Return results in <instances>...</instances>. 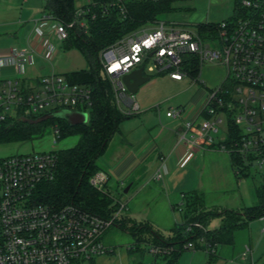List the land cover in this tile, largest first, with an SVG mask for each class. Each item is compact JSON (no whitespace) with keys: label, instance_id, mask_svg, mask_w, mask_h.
I'll return each mask as SVG.
<instances>
[{"label":"built area","instance_id":"1","mask_svg":"<svg viewBox=\"0 0 264 264\" xmlns=\"http://www.w3.org/2000/svg\"><path fill=\"white\" fill-rule=\"evenodd\" d=\"M22 3L27 0H19ZM155 1V0H151ZM240 13L217 24L206 43L192 30L173 23L158 20L142 27L100 53L103 73L111 84L117 106L124 103L125 115L138 111L133 96L126 97L123 76L144 67L152 60L157 73L167 74L174 81L188 77L183 56L190 55L198 62L199 74L193 83L204 85L200 69L204 64L218 63L226 70L224 81L209 90L206 102L195 120L185 123L179 141L191 149L203 144L216 146L227 155H238L243 164L264 168V0H239ZM91 0L79 6L71 23H61L43 14L34 21L27 37V49L12 48L7 57L0 58V129L22 119L35 120L58 110L79 111L88 114L91 105V89L71 84L62 75L51 73L41 76L36 83L23 81L25 64H31L35 55L51 58L55 47L43 42L47 32L54 33L63 43L74 27L86 30V17L90 13ZM122 13L125 8L119 5ZM95 17L92 16L93 20ZM53 29L45 31L47 22ZM39 47V52L37 50ZM188 62L185 64L188 67ZM12 68L17 77L3 78V69ZM143 70V71H144ZM119 107V106H118ZM120 108V107H119ZM181 111L171 110L168 118L180 116ZM227 122L223 135L221 125ZM238 129L231 144L228 125ZM55 141L60 129L53 127ZM220 137L218 140L216 138ZM54 152L13 156L0 159V264H94L96 258L112 254L101 243L108 228L123 217L126 204L113 199L116 213L109 219L101 218L73 204L53 206L36 202L34 195L43 183L52 182L56 172ZM156 180L161 178L157 172ZM90 186L108 194L109 176L99 171L89 179ZM201 231L197 238L205 254L214 255L216 245L205 239L206 229L199 223L189 225L185 232ZM194 248L193 242L185 245ZM153 256L162 255L160 247H149ZM240 260L257 264L250 246L246 245Z\"/></svg>","mask_w":264,"mask_h":264},{"label":"trees","instance_id":"2","mask_svg":"<svg viewBox=\"0 0 264 264\" xmlns=\"http://www.w3.org/2000/svg\"><path fill=\"white\" fill-rule=\"evenodd\" d=\"M191 0H91L90 13L86 17V30L74 27L69 30L68 39L62 43V50H77L88 68L62 75L71 84L84 85L91 89V105L88 110V122L85 125L70 127L66 122L50 120L38 124H26L22 121L0 129V142L26 141L39 133L42 124L57 123L61 135L77 136L78 142L74 147L54 152L56 155V172L52 182L43 183L36 191V202L53 206L73 204L101 218L109 219L117 211V206L111 196L93 189L89 179L99 171L98 159L103 155L113 136L119 131V126L125 117L114 98L110 82L105 77L100 63V53L126 35L145 26L153 25L163 16L177 10L176 4ZM125 8L122 13L119 5ZM76 0H45L44 15L53 20L67 24L71 23L76 14ZM234 15L240 13V1L234 0ZM95 18L92 20L91 17ZM228 18V19H230ZM215 23H200L191 27L202 37L214 33ZM189 28L188 26H184ZM186 61V60H185ZM190 63L188 67L186 63ZM184 64L188 68V77L196 79L199 74L198 62L190 58ZM238 129L231 123L228 125L229 146ZM229 160L236 180L247 178L248 166L238 155L230 154ZM255 205L242 209L241 213L231 211L213 212L205 208L204 195L197 191L183 193L182 205L173 207L182 213V224L171 228V235L163 236L155 231L148 223H139L130 218L122 217L116 226L129 233L137 243L128 247L129 252L144 247H160L162 255L153 256L160 264H178L180 254L186 250L185 245L193 242L200 246L197 238L201 231L185 232L189 225L201 224L205 229V239L213 245H232L234 234L248 227L255 219L264 218V175L261 184L254 188ZM220 219L216 230H208L206 226L214 219ZM173 248V251L168 250ZM165 249V251H164ZM167 249V250H166ZM143 251V250H141ZM149 251V249H148ZM208 261L212 254H206Z\"/></svg>","mask_w":264,"mask_h":264},{"label":"rangeland","instance_id":"3","mask_svg":"<svg viewBox=\"0 0 264 264\" xmlns=\"http://www.w3.org/2000/svg\"><path fill=\"white\" fill-rule=\"evenodd\" d=\"M9 2L17 6L18 9L24 5L19 0H9ZM32 2L38 6H43L45 0H32ZM85 2L86 0H76V7L78 8ZM176 6L177 10L175 12L163 16L160 20L173 23L177 27L186 25L191 27L194 22L204 19L218 24L234 14V0H192L178 3ZM208 12L211 13V17H197L203 13L206 15ZM2 22L3 17H0V58L7 57L12 48L20 51L26 50L27 37L34 27V22H29L25 26L19 25L15 31L2 30ZM53 27L54 23L49 21L45 26V31L53 29ZM186 29L195 31L193 27ZM202 39L206 43L213 44L211 38L208 36ZM56 44L58 45V42ZM58 50L61 62L69 71H79L88 68L86 61L77 50ZM190 58H192L190 55L183 56V59L186 61L190 60ZM155 65L152 60L144 62L145 76L149 80L133 95L134 100L140 106V111L135 112V115L123 119L119 126V132L111 140L114 144L122 146V144H127V141L136 140L139 137L138 131L140 128L146 129L147 133L154 136L158 129L167 127L165 113L171 110L188 108L196 101L204 102L208 97L209 90L220 85L226 77L225 68L218 63H214L204 64L200 69L199 80L204 85L193 83L189 77H184L182 81H174L167 74H157ZM188 65L190 66V63ZM10 70L8 69L7 71ZM15 76L17 77V75H9L8 77ZM2 77L5 78V75ZM129 95L126 93V97H129ZM118 106L123 110L127 109L124 103ZM157 107H159V111ZM222 120L221 130L223 135H225L227 133V122L225 119ZM54 126H58V124H42L38 134L23 142H0V159L56 152L74 147L77 144V136H67L55 141ZM219 138H216V140ZM109 149L98 159L97 164L99 167H104V163L108 164L112 160L113 154L110 155ZM220 155L225 159L226 165H228V155ZM227 168L230 172L228 175L226 168L222 167L221 171L218 172L219 175H216L213 181L208 175H204L203 184H205L206 211L212 210L213 212L221 213L227 210L241 213L242 209H227L229 206H235L229 204L230 202L236 204V201H234L236 197L239 199L238 203L244 207L255 205L254 188L261 184L264 168L251 167L248 177L241 178V180H236L229 166ZM130 183V180H126L119 182V184L111 182L107 186V191L112 199L126 204L127 209L122 212L123 216L128 217L130 215L137 222L153 220V229L155 231L165 237L171 235L170 228H173L175 224L182 221V213L179 209H170V205L162 197L163 193L159 188V181L151 180L142 189L141 187L145 183L142 184L143 182L136 181L132 186ZM128 188H130L129 191L125 192ZM139 190L140 192H138ZM176 205L175 203L173 204V206ZM217 206L225 208H216ZM219 225L218 218H214L207 225V228L212 231L214 228L219 227ZM137 241L136 238L133 239L129 233L122 231L115 224L108 228L101 238L102 245L108 250H112L114 254L109 253L96 258L94 264H160V261L156 260L149 253V247L147 246H145L144 250V247L139 245L140 250L129 252L128 247L132 246L133 243H137ZM246 245L251 247L253 259L256 263L264 264V218L252 220L248 224V227L236 231L232 245L217 246L211 261H208L205 252L197 249L194 244L193 249L184 250L180 254L178 264H247L248 261L240 260V254ZM168 250L173 251V248Z\"/></svg>","mask_w":264,"mask_h":264},{"label":"crops","instance_id":"4","mask_svg":"<svg viewBox=\"0 0 264 264\" xmlns=\"http://www.w3.org/2000/svg\"><path fill=\"white\" fill-rule=\"evenodd\" d=\"M23 4L22 8L18 9V7L9 2V0H0V17H3L1 26L2 30L15 31L19 25L25 26V24L34 22L43 16L44 5L38 6L32 2V0H27ZM210 12L206 15L204 13L200 14L197 17H211ZM200 23L212 22L208 19H204L199 22H194L193 25ZM180 28L186 27L181 26ZM43 42H49L53 45V47H55V52L49 60L41 58L38 55L33 56L31 64H25L23 74L19 76L20 79L26 82L36 83L41 76L51 73L64 75L66 73L75 72L69 71L68 68L61 62L58 49L62 50V43H59L56 40L54 33L47 32ZM57 42L58 45L56 44ZM37 50L39 51V47H37ZM8 69L10 70V68L3 69L5 77H8L9 75H16L14 69L11 68L10 71H7ZM143 76L146 77L145 71H143ZM205 102L206 100L202 103L200 101H196L188 108L179 109L181 111L179 117L168 118L165 116L167 120V127L158 129L154 136L147 133L146 129L140 128L138 131L139 137L136 140H131V142L127 141V144H122V146H120L119 144H114L110 141L111 144L109 143L106 150L110 147V155L113 154L112 160L108 164L104 163V167L100 166V169L109 176V183L113 182L119 184V182L130 180V184L132 186L136 183V181H138L140 183L143 182L142 184L145 183L141 187L142 189L145 185H148L149 181L156 180L154 176L157 172H159L161 178L156 181H159V188L163 193L162 197L170 205V209L174 210L173 207L182 205L183 193L197 191L204 195L205 200V184H203L204 175H208L213 181L216 178V175H219L218 172L221 171L222 167L226 168L228 175L230 172L227 167L229 166V169L232 171L234 176L229 156V164L226 165L225 159L220 155L226 153L219 151L216 146L203 144L202 148L191 149L187 147L185 142L179 141L178 136L181 132H183L185 123L195 120L198 117ZM137 105L138 111H140V106L139 104ZM157 108L159 111V107ZM129 189L130 188H128V191ZM140 190L138 192H140ZM234 201H236V204L230 202L229 205L235 206H229L227 209L240 210L246 208L242 206V204L238 203L239 199L237 197ZM174 203L177 205L173 206ZM205 208H207L206 202ZM216 208L225 207L217 206ZM128 218L137 222L136 219L130 215ZM218 220L220 223L219 218ZM152 221L153 220H143L139 223H148L153 228L154 225ZM182 223L183 220L178 224ZM217 228L218 227L213 230H216ZM196 248L200 250L201 246Z\"/></svg>","mask_w":264,"mask_h":264},{"label":"water","instance_id":"5","mask_svg":"<svg viewBox=\"0 0 264 264\" xmlns=\"http://www.w3.org/2000/svg\"><path fill=\"white\" fill-rule=\"evenodd\" d=\"M143 70V67H140L122 78V84L126 87L128 94L131 96L135 95L139 88L149 80V78L143 76ZM50 120L64 121L70 127H76L85 125L88 122V114L79 111L58 110L45 114L35 120L22 119L21 121L26 124H38ZM127 191L128 189L125 190V192Z\"/></svg>","mask_w":264,"mask_h":264}]
</instances>
